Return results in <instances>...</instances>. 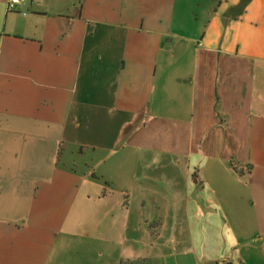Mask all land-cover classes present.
Instances as JSON below:
<instances>
[{
  "label": "crops",
  "instance_id": "obj_1",
  "mask_svg": "<svg viewBox=\"0 0 264 264\" xmlns=\"http://www.w3.org/2000/svg\"><path fill=\"white\" fill-rule=\"evenodd\" d=\"M8 1L0 264H264V0Z\"/></svg>",
  "mask_w": 264,
  "mask_h": 264
},
{
  "label": "built area",
  "instance_id": "obj_2",
  "mask_svg": "<svg viewBox=\"0 0 264 264\" xmlns=\"http://www.w3.org/2000/svg\"><path fill=\"white\" fill-rule=\"evenodd\" d=\"M29 0H9L8 9L14 10L17 6L27 3Z\"/></svg>",
  "mask_w": 264,
  "mask_h": 264
},
{
  "label": "trees",
  "instance_id": "obj_3",
  "mask_svg": "<svg viewBox=\"0 0 264 264\" xmlns=\"http://www.w3.org/2000/svg\"><path fill=\"white\" fill-rule=\"evenodd\" d=\"M234 168H235L236 170H238V168H237V166H236V165H234Z\"/></svg>",
  "mask_w": 264,
  "mask_h": 264
}]
</instances>
